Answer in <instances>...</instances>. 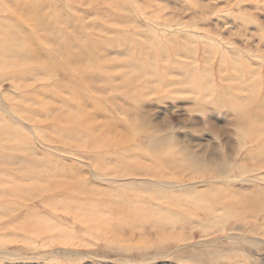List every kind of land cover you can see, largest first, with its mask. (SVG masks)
<instances>
[{"label":"rangeland","instance_id":"1","mask_svg":"<svg viewBox=\"0 0 264 264\" xmlns=\"http://www.w3.org/2000/svg\"><path fill=\"white\" fill-rule=\"evenodd\" d=\"M7 33L0 264H264V0H0Z\"/></svg>","mask_w":264,"mask_h":264},{"label":"bare ground","instance_id":"2","mask_svg":"<svg viewBox=\"0 0 264 264\" xmlns=\"http://www.w3.org/2000/svg\"><path fill=\"white\" fill-rule=\"evenodd\" d=\"M45 16V15H44ZM46 18V17H45ZM35 26H36V28L37 29H40V28H42V27H44V28H46V26H45V22L43 23L42 21H38L37 19L35 20ZM47 29V31H48V28H46ZM49 32V31H48ZM11 35L9 34V33H7V35H5V37H4V39L2 40V42H1V44H0V61L3 63V64H5V65H17L19 62H18V60H17V53H18V50L17 49H15V50H13V48L14 47H16L15 45H12V44H14L13 42H11V41H9V39H8V37H10ZM5 40V41H4ZM93 49V47H92V45H87V46H85V48H83V52L82 53H79L78 55H73V54H70L68 51H66L65 49H63V48H61V50H60V58L61 59H58L59 61H55L54 63H53V65L52 66H48L49 67V69H61V68H66L67 67V63H70V62H74V61H77L79 58L80 59H82L81 57L83 56V55H85V54H87L88 52H90L91 50ZM17 51V52H16ZM86 52V53H85ZM16 55V56H15ZM83 59H84V57H83ZM81 60L82 61V66H83V68L84 69H86V68H88V70L89 71H93V70H95L96 69V65L93 63V62H91V63H88L87 62V64H85V66H84V64L83 63H85V61L84 60ZM87 61V60H86ZM64 64L66 65V66H64ZM136 66H135V68L137 69L138 68V65L137 64H135ZM47 66V65H46ZM87 70V71H88ZM92 79V77H90V78H87V80L89 81V80H91ZM192 81H194V80H192ZM195 82V81H194ZM89 83V82H88ZM197 86V85H196ZM199 86V85H198ZM190 88V87H189ZM202 88V87H201ZM196 89H197V87H196ZM199 89V88H198ZM201 90V89H200ZM255 90V89H254ZM197 91V90H196ZM195 92V91H194ZM198 93V92H197ZM252 97V96H251ZM251 99V98H250ZM247 101V100H246ZM247 104V103H246ZM241 106H242V104H241ZM242 109V108H241ZM240 109V110H241ZM246 109V108H245ZM244 110V109H243ZM258 110V109H257ZM240 112V111H239ZM79 113H81V112H79ZM82 113H83V111H82ZM85 114V113H84ZM241 114V113H240ZM66 116V115H65ZM63 116V119H65V120H70L69 118L70 117H72V115H71V113L68 115V116ZM85 116V115H84ZM81 117H82V115H81ZM240 118V117H239ZM82 121V120H81ZM250 123V122H249ZM77 124L79 125V127L81 126L82 128H84V129H90L91 128V119L90 118H84L83 119V121L82 122H80V121H77ZM263 126V125H262ZM261 128H263V127H261ZM252 129H253V127H252ZM257 130H259V129H257ZM154 133V132H153ZM257 134H258V132H257ZM153 135V134H152ZM21 136V135H20ZM258 136H260V135H258ZM156 137V136H155ZM170 138V137H169ZM19 139H20V137H19ZM155 140V139H154ZM155 143H156V145L158 144V140H155L154 141ZM153 142V143H154ZM102 145V144H101ZM103 146V145H102ZM264 148V147H263ZM188 153H190V152H188ZM255 157V156H254ZM256 157H258V156H256ZM255 157V158H256ZM252 160V159H251ZM174 161V160H173ZM123 162V161H122ZM201 162V161H200ZM158 163V165L157 166H160V165H163V164H166V162L164 161V160H162V158L160 157V160L157 162ZM176 163H172V165H175ZM184 164V163H183ZM192 164V163H191ZM179 166V164H176V166ZM181 167H183L184 165H180ZM186 167V166H185ZM204 167V166H203ZM190 168V167H189ZM188 168V169H189ZM217 168V167H216ZM193 169V168H192ZM244 169V168H243ZM130 170V169H129ZM152 170L154 171V168L152 167ZM124 172V171H123ZM131 172V171H130ZM213 172V171H212ZM133 174V173H132ZM143 174H145V173H143ZM221 177V176H220ZM133 180H135V178H133ZM138 180V179H137ZM144 181V180H143ZM152 181V180H151ZM141 182V181H140ZM162 182V181H161ZM160 183V182H159ZM158 183V184H159ZM161 184V183H160ZM165 185V184H164ZM178 185V184H177ZM166 186V185H165ZM164 186V187H165ZM170 186V185H169ZM168 188V187H167ZM176 189V188H175ZM174 189V190H175ZM186 189V188H185ZM184 189V190H185ZM169 190V189H168ZM154 195H159V194H155V193H153ZM172 194V193H171ZM224 195V194H223ZM202 197L204 196V195H201ZM158 197V199L159 200H162V201H164V202H168V203H174V204H176V203H179V201H178V199H176V198H179V197H176V195H174V194H172L171 196L170 195H166V194H162V195H159V196H157ZM196 197V196H195ZM173 198H175V199H173ZM203 200V199H202ZM201 200V201H202ZM219 201V200H218ZM188 202V201H187ZM194 202V201H193ZM207 202H209V201H207ZM116 205H117V207H121V208H124V207H127V202L125 201V200H123L122 198H119V200H117V202L115 203ZM239 205H241L242 206V209H244L245 211H255V210H257L259 207H262L263 205H264V202H263V200H262V198L261 197H256V198H254L253 200H251V201H249V200H247V201H242ZM174 206V205H173ZM107 207V206H106ZM262 209V208H261ZM110 212H112V211H110ZM137 214H139L138 215V217H139V219H143V220H146V221H150V220H152V219H154V218H159L158 219V221H160V222H166V221H168V220H170V217L169 216H167V212L165 211V210H154V209H149V208H146V207H143V206H139L138 208H137V210L135 211ZM175 214V213H174ZM115 218V217H114ZM116 219V218H115ZM117 219H120V218H118L117 217ZM128 219V218H127ZM117 221V220H116ZM130 221V220H129ZM153 221V220H152ZM177 221V220H176ZM175 221V222H176ZM111 223V222H110ZM118 223H120L119 221H118ZM128 223V222H127ZM151 223V222H150ZM114 225H116L115 224V221H114ZM113 226V225H112ZM117 226V225H116ZM124 226H125V224H124ZM128 227H129V225H127ZM140 226V225H139ZM185 226V225H184ZM134 227V226H133ZM114 228H115V226H114ZM121 229V228H120ZM115 230V229H114ZM116 234V233H115Z\"/></svg>","mask_w":264,"mask_h":264}]
</instances>
